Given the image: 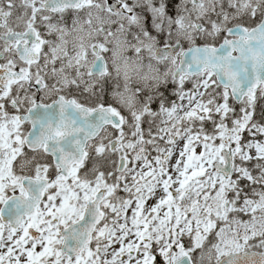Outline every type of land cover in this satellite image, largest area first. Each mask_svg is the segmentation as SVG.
<instances>
[{
    "label": "snow or ice",
    "instance_id": "1",
    "mask_svg": "<svg viewBox=\"0 0 264 264\" xmlns=\"http://www.w3.org/2000/svg\"><path fill=\"white\" fill-rule=\"evenodd\" d=\"M0 264H264V0H0Z\"/></svg>",
    "mask_w": 264,
    "mask_h": 264
}]
</instances>
